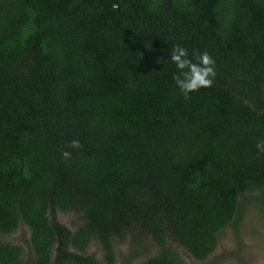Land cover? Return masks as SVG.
<instances>
[{
    "label": "trees",
    "instance_id": "trees-1",
    "mask_svg": "<svg viewBox=\"0 0 264 264\" xmlns=\"http://www.w3.org/2000/svg\"><path fill=\"white\" fill-rule=\"evenodd\" d=\"M176 44L216 61L187 100ZM261 139L264 0H0V264H206L227 228L238 252Z\"/></svg>",
    "mask_w": 264,
    "mask_h": 264
},
{
    "label": "rangeland",
    "instance_id": "rangeland-1",
    "mask_svg": "<svg viewBox=\"0 0 264 264\" xmlns=\"http://www.w3.org/2000/svg\"><path fill=\"white\" fill-rule=\"evenodd\" d=\"M75 215L60 212L58 218L72 230L77 222ZM257 216V215H256ZM251 215L250 218H256ZM244 246L238 252L236 244L232 241V229L227 228L223 234L218 249L205 261L206 264H264V228L260 224H253L249 219L244 221ZM256 228V229H255ZM30 232L26 226H22L18 231L7 236V240L15 243H22L25 247L26 240L29 239ZM177 246V245H176ZM175 246V247H176ZM26 248V247H25ZM28 251V249L26 248ZM181 259L186 264H201L198 259L190 256L182 248L176 247ZM88 253H93L97 259V264H108L104 260L100 244L93 242L88 249ZM236 253V254H235ZM115 264H119L118 259Z\"/></svg>",
    "mask_w": 264,
    "mask_h": 264
},
{
    "label": "clouds",
    "instance_id": "clouds-1",
    "mask_svg": "<svg viewBox=\"0 0 264 264\" xmlns=\"http://www.w3.org/2000/svg\"><path fill=\"white\" fill-rule=\"evenodd\" d=\"M170 59L178 69L173 74V80L186 100L191 99V93L213 85L217 75L216 61L209 52L194 50L190 57L186 47L176 44L172 48ZM68 147L78 149L81 147L80 141L74 139ZM256 148L260 153H264V139L256 143ZM71 155L67 150L62 153V157L66 160L70 159Z\"/></svg>",
    "mask_w": 264,
    "mask_h": 264
}]
</instances>
